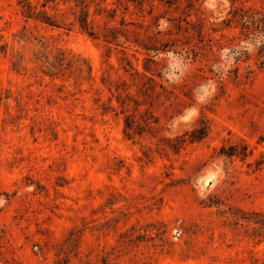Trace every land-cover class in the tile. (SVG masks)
I'll use <instances>...</instances> for the list:
<instances>
[{
  "label": "rangeland",
  "instance_id": "1",
  "mask_svg": "<svg viewBox=\"0 0 264 264\" xmlns=\"http://www.w3.org/2000/svg\"><path fill=\"white\" fill-rule=\"evenodd\" d=\"M264 0H0V264H264Z\"/></svg>",
  "mask_w": 264,
  "mask_h": 264
},
{
  "label": "trees",
  "instance_id": "2",
  "mask_svg": "<svg viewBox=\"0 0 264 264\" xmlns=\"http://www.w3.org/2000/svg\"><path fill=\"white\" fill-rule=\"evenodd\" d=\"M246 30L248 34H254L256 31L264 33V14L259 19H254V17H247ZM264 49V46H262Z\"/></svg>",
  "mask_w": 264,
  "mask_h": 264
}]
</instances>
